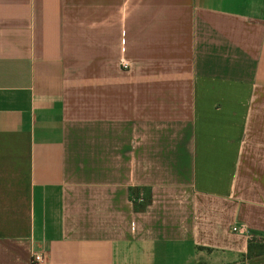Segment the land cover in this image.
Masks as SVG:
<instances>
[{
	"label": "crops",
	"instance_id": "1",
	"mask_svg": "<svg viewBox=\"0 0 264 264\" xmlns=\"http://www.w3.org/2000/svg\"><path fill=\"white\" fill-rule=\"evenodd\" d=\"M261 234L264 0H0V264H264Z\"/></svg>",
	"mask_w": 264,
	"mask_h": 264
},
{
	"label": "trees",
	"instance_id": "2",
	"mask_svg": "<svg viewBox=\"0 0 264 264\" xmlns=\"http://www.w3.org/2000/svg\"><path fill=\"white\" fill-rule=\"evenodd\" d=\"M263 255H264V234L251 237L249 241V251L247 254V258L259 257Z\"/></svg>",
	"mask_w": 264,
	"mask_h": 264
},
{
	"label": "built area",
	"instance_id": "3",
	"mask_svg": "<svg viewBox=\"0 0 264 264\" xmlns=\"http://www.w3.org/2000/svg\"><path fill=\"white\" fill-rule=\"evenodd\" d=\"M122 66L123 68L125 69H129L130 67V60H127V59H123L122 61ZM236 229V228H235ZM45 261V255L44 253H40V252H35L33 254V258H32V262L33 264H41Z\"/></svg>",
	"mask_w": 264,
	"mask_h": 264
}]
</instances>
